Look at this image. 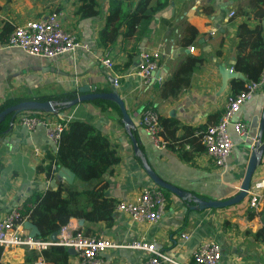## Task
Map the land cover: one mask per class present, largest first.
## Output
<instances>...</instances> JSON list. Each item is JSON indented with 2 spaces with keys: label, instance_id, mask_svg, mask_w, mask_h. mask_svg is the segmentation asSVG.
Wrapping results in <instances>:
<instances>
[{
  "label": "crops",
  "instance_id": "0c3cea01",
  "mask_svg": "<svg viewBox=\"0 0 264 264\" xmlns=\"http://www.w3.org/2000/svg\"><path fill=\"white\" fill-rule=\"evenodd\" d=\"M94 1L98 14L80 18L77 9L81 0H0V105L12 99L28 101L27 98L34 100L75 92L86 83H94L97 91L107 92L106 77L111 76L116 80L114 86L134 128L127 131L112 106L104 104L107 109L104 111L93 101L68 108L63 115L68 120L92 124L109 140L119 163L103 175L99 183L81 182L75 176L69 182L70 172L63 168H58L46 181L38 166L42 155L45 157L53 152V147L44 128L39 126L29 131L19 125L17 117L12 124L7 119V124L0 130V219L8 210L21 207L33 194L54 190L59 183L77 191L101 187L104 197L116 203L131 199L144 186L153 185L142 169L141 156L161 179L191 195L213 200H225L235 195L250 154V142L235 138L229 130L233 150L221 173L204 151H199L202 145L192 141L187 133L193 130L195 135L196 131L217 123L230 94L229 81L224 91L219 92L220 70L232 69L236 60L239 24L245 23L250 29L260 27L264 32V0H167L162 9L138 27L142 32L138 41L135 36L128 40L120 37L106 47L99 44V33L105 24L109 0ZM123 1L133 9L138 0ZM51 12L60 13L63 26L90 50L76 49L47 60L7 46L9 34L2 33L4 26L12 32L16 26ZM231 12L233 15L229 16ZM187 26L196 30L195 38L190 37ZM189 41L191 43L187 44ZM188 47L193 51L188 52ZM143 50L158 51L160 55L155 73L160 81L156 80L150 87H143L133 75L134 62ZM105 51H109L114 63L111 71L99 62L100 54ZM263 104L264 91L258 90L236 116L248 127L250 138L257 136ZM144 107L155 108L163 121L178 122L175 140L171 143L166 139L169 144L163 151H156L151 146L138 125ZM189 140L191 144H186ZM34 149L41 152L40 157L34 156ZM260 179H264V152L251 182ZM259 195V205L254 212L247 206V196L240 203L223 209L199 211L187 208L168 192L165 213L155 224L134 223L115 209L109 228L103 222L85 221L80 228H70L100 235L118 245L137 240L154 242L178 262L188 261L193 249L208 239L221 248L220 264H238L235 262L237 257L243 264H264V243L253 238V234L264 227V190ZM249 212L254 214L252 219L247 218ZM18 231L26 233L22 229ZM183 234L189 239L183 240ZM24 250L23 247L3 249L1 262L23 264ZM100 260V264H147V254L115 248L107 250ZM70 264L82 263L73 256Z\"/></svg>",
  "mask_w": 264,
  "mask_h": 264
},
{
  "label": "built area",
  "instance_id": "2783aa9c",
  "mask_svg": "<svg viewBox=\"0 0 264 264\" xmlns=\"http://www.w3.org/2000/svg\"><path fill=\"white\" fill-rule=\"evenodd\" d=\"M232 15L231 12L229 16ZM7 46L19 49L28 56L47 60L73 52L76 49L90 50L86 43L78 40L73 32L63 26L62 15L57 12H51L43 18L26 21L16 26L8 35ZM187 50L188 52L193 51L189 47ZM159 57L158 51L143 50L139 53L133 75L138 77L143 87H150L156 80H159L155 76L159 68ZM99 62L106 70L113 69L114 63L110 58L109 51L100 54ZM114 85L116 86L115 79ZM258 90L264 91V65L256 81L246 82L239 93L227 96L222 114L215 125L195 132V136L198 137L204 149L205 156L221 173L225 171L227 160L233 150V142L228 134L229 130L231 129L240 138L249 137L245 123L234 119V116L242 105L252 100ZM16 117L19 125L29 131H33L39 126L43 127L47 140L53 147L52 153L57 152L60 135L65 124L69 121L63 114L44 113L37 116L31 112H23ZM138 125L156 151H163L167 148L168 142L162 135L160 116L155 108H143L139 115ZM257 143V137L250 138L251 146ZM33 154L36 157L41 156V152L37 149H34ZM44 158L42 155L40 160ZM51 171L52 175L57 171L55 164H52ZM46 179V181L49 180V178ZM263 190L264 179L251 182L247 192V206L250 210H257L260 201L259 193ZM115 209L128 216L134 223L155 224L165 213L166 198L162 189L151 184L144 186L135 197L117 203ZM25 220L26 218L21 214V207L12 208L4 214L0 219V247L3 249L23 247L29 251H35V259L29 264H46L41 251L54 246L72 248L75 257L82 264H100V256L107 250L115 248L146 253L147 264H220L222 259L219 244L208 239L201 241L193 249L188 261L178 262L154 242L137 240L130 244L118 245L100 235L86 236L81 231L66 225L58 230L57 240L54 242L49 238L46 240L28 238L27 233L18 231ZM182 238L188 240L189 236L183 234ZM235 262L243 264L240 257H237Z\"/></svg>",
  "mask_w": 264,
  "mask_h": 264
},
{
  "label": "trees",
  "instance_id": "16d2710c",
  "mask_svg": "<svg viewBox=\"0 0 264 264\" xmlns=\"http://www.w3.org/2000/svg\"><path fill=\"white\" fill-rule=\"evenodd\" d=\"M82 4L77 9L80 18L96 16L98 12L94 9V0H81ZM154 2L153 6L150 3ZM167 4V0H138L133 9H130L123 0H109L108 14L105 17V24L99 33V44L102 47L113 45L120 37L128 40L135 36V41L140 39L142 32L138 27L151 19L152 15L162 9ZM191 38H195L196 30L190 26L186 27ZM10 34L11 30L3 28V32ZM236 36L238 44L236 50V60L233 64V71L241 74L246 80L233 79L229 81L231 96L239 93L246 82L256 81L264 65V32L260 27L250 29L245 23L237 26ZM189 41L187 44H190ZM132 61V56H130ZM129 60V64L131 62ZM76 97L74 91L61 93L53 96H43L34 99L35 101H55L61 103ZM27 98L26 100H29ZM24 99H12L0 105V112L6 108L21 102ZM102 110H107L104 104L112 106L121 118L118 107L109 101L96 100ZM146 108V107H144ZM67 108L58 106L56 113L63 114ZM34 115H43V112H31ZM11 114L0 123V130L10 120ZM119 122L121 123L120 119ZM162 135L168 141L175 140V133L178 130L177 121L161 120ZM188 132V131H187ZM189 130L187 135L192 141L199 139ZM172 143V142H171ZM169 144V143H168ZM191 144L189 140L188 143ZM199 151H204L203 147ZM119 163V157L109 142L99 130L92 124L76 119L69 120L60 135V142L56 153H47L40 162L38 171L44 173L46 178H52L51 166L55 164L58 168H64L74 174L75 178L81 182L99 181L102 176L109 173L112 167ZM168 196V192L164 191ZM203 199V198H202ZM183 205L189 208L192 203L182 200ZM117 203L113 199L105 198L103 189L95 188L84 191L73 190L70 185L59 183L54 190H45L41 193L33 194L21 206V214L27 221L34 224L40 232L38 239L46 240L49 236L57 232L61 227L67 225L70 219H82L87 223L103 222L106 227L113 224V213ZM254 212V211H252ZM253 213H248L247 218L252 219ZM81 231V230H79ZM82 232V231H81ZM84 235H91L88 231L82 232ZM253 238L257 242L264 243V227L259 228ZM3 248L0 247V264ZM41 255L46 264H70L71 256L67 253V248L61 246L50 247L41 251ZM35 251L24 250L23 264H29L35 259Z\"/></svg>",
  "mask_w": 264,
  "mask_h": 264
},
{
  "label": "water",
  "instance_id": "95a60500",
  "mask_svg": "<svg viewBox=\"0 0 264 264\" xmlns=\"http://www.w3.org/2000/svg\"><path fill=\"white\" fill-rule=\"evenodd\" d=\"M138 58L134 62V65H137ZM221 74V86L219 92L224 91V89L227 86V82L233 79L243 80L246 79L239 73L233 71V69H226L221 68L220 70ZM106 83L108 84V90L109 91H97L96 85L94 83H86L83 85H80L75 90L76 97L69 101H63L61 103H57L55 101H44L39 102L35 100H28V101H21L15 105H12L2 112H0V122H2L4 119L7 118L8 115L11 114L10 122L14 121L15 117L23 112H43V113H56V109L58 106H63L65 108H71L81 103H89L96 100H104L114 103L121 114V122L123 123L125 129L127 131H130L132 128H134V124L130 118V116L127 113L126 107L124 105L123 100L120 98V95L118 94L115 86H114V78L111 76L106 77ZM140 112V111H139ZM263 130H264V104L262 106V111L259 119V125H258V133H257V140L258 143L251 146L250 145V154L246 163V167L244 170V174L242 177V180L240 182V185L238 187L237 193L233 195L232 197H229L225 200H213V199H202L195 195H191L190 193L170 184L161 179L154 170L148 165L144 157H140L141 165L143 171L146 173V175L149 177L151 182L157 186L158 188L167 191L171 194H173L178 199L187 200V202L192 203L193 205L189 208L191 210H217V209H223L235 204L240 203L242 200H244L247 196V192L250 188L251 179L254 174L255 169L258 167L261 161L262 154L264 152V139L263 136ZM132 142L134 144V139L132 138ZM134 150L139 155V151L134 145ZM64 169V168H63ZM66 170V169H65ZM68 171V170H66ZM70 172V171H68ZM70 180L72 181L74 178L73 173H69ZM84 223V220L82 219H70L67 223V227H82ZM22 231L27 233L28 238H37L40 236V232L37 229V227L32 224L31 222L25 220L22 223L21 226ZM58 231L52 233L49 236L50 241H56L57 240ZM67 253L69 256L73 257L75 256V252L72 248H67Z\"/></svg>",
  "mask_w": 264,
  "mask_h": 264
},
{
  "label": "rangeland",
  "instance_id": "374dc122",
  "mask_svg": "<svg viewBox=\"0 0 264 264\" xmlns=\"http://www.w3.org/2000/svg\"><path fill=\"white\" fill-rule=\"evenodd\" d=\"M250 101H251V100H250ZM250 101H248V102H250ZM237 114H238V113L235 114L234 119H236ZM247 128H248V127H247ZM232 132H233V131H232ZM228 134H229V136H230V138H231L230 131L228 132ZM233 134L235 135V136H234L235 138H239V139H241V140H244V141H248V142H250V136H249V137H243V138H240V137H238L234 132H233ZM248 135H249V134H248ZM231 141L233 142L232 138H231Z\"/></svg>",
  "mask_w": 264,
  "mask_h": 264
}]
</instances>
